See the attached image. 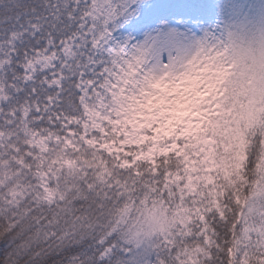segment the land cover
I'll use <instances>...</instances> for the list:
<instances>
[{
    "label": "snow or ice",
    "instance_id": "1",
    "mask_svg": "<svg viewBox=\"0 0 264 264\" xmlns=\"http://www.w3.org/2000/svg\"><path fill=\"white\" fill-rule=\"evenodd\" d=\"M203 2L0 0V264H264V93L144 118L231 35Z\"/></svg>",
    "mask_w": 264,
    "mask_h": 264
},
{
    "label": "clouds",
    "instance_id": "2",
    "mask_svg": "<svg viewBox=\"0 0 264 264\" xmlns=\"http://www.w3.org/2000/svg\"><path fill=\"white\" fill-rule=\"evenodd\" d=\"M212 47L216 51L209 48L203 63L155 86V95L144 107L145 119L175 122L173 118L180 114L202 122L206 113L199 111L201 103L218 99L217 93L223 94L221 85L228 79H251L254 88L264 93V21L233 30Z\"/></svg>",
    "mask_w": 264,
    "mask_h": 264
},
{
    "label": "rangeland",
    "instance_id": "3",
    "mask_svg": "<svg viewBox=\"0 0 264 264\" xmlns=\"http://www.w3.org/2000/svg\"><path fill=\"white\" fill-rule=\"evenodd\" d=\"M203 3L209 5L202 19L205 26L239 31L241 26L251 27L257 21H264V0H224L225 4L234 7V11L223 13L220 11L222 5L216 6L215 0H204Z\"/></svg>",
    "mask_w": 264,
    "mask_h": 264
},
{
    "label": "trees",
    "instance_id": "4",
    "mask_svg": "<svg viewBox=\"0 0 264 264\" xmlns=\"http://www.w3.org/2000/svg\"><path fill=\"white\" fill-rule=\"evenodd\" d=\"M214 1V0H211ZM215 5L216 6H221V5H225L224 0H215ZM202 8L206 9V7H208L209 5L206 4L204 5V3L202 5H200ZM209 8V7H208ZM207 10V9H206ZM238 120V118H237ZM235 127L233 125H228L226 128H228L230 130V133L232 135L233 140H239L240 138V133H239V125L237 122L234 121Z\"/></svg>",
    "mask_w": 264,
    "mask_h": 264
}]
</instances>
